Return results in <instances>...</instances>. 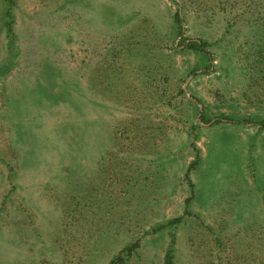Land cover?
Here are the masks:
<instances>
[{
  "label": "rangeland",
  "instance_id": "rangeland-1",
  "mask_svg": "<svg viewBox=\"0 0 264 264\" xmlns=\"http://www.w3.org/2000/svg\"><path fill=\"white\" fill-rule=\"evenodd\" d=\"M168 256L264 264V0H0V264Z\"/></svg>",
  "mask_w": 264,
  "mask_h": 264
},
{
  "label": "trees",
  "instance_id": "trees-1",
  "mask_svg": "<svg viewBox=\"0 0 264 264\" xmlns=\"http://www.w3.org/2000/svg\"><path fill=\"white\" fill-rule=\"evenodd\" d=\"M175 19H176V21L178 22V23H180V21H181V15H180V13H176V15H175ZM190 47H192L193 49H195V50H203L204 49V43H201L200 41H196V42H191L190 43V45H189ZM170 259H169V256H168V263L167 264H170Z\"/></svg>",
  "mask_w": 264,
  "mask_h": 264
}]
</instances>
